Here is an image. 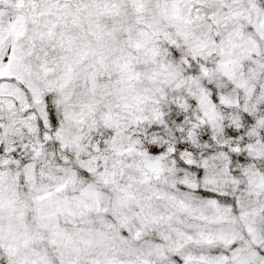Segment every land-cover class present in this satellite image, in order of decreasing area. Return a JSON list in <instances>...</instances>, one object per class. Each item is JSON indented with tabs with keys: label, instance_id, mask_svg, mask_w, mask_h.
<instances>
[{
	"label": "snow or ice",
	"instance_id": "obj_1",
	"mask_svg": "<svg viewBox=\"0 0 264 264\" xmlns=\"http://www.w3.org/2000/svg\"><path fill=\"white\" fill-rule=\"evenodd\" d=\"M0 264H264V0H0Z\"/></svg>",
	"mask_w": 264,
	"mask_h": 264
}]
</instances>
